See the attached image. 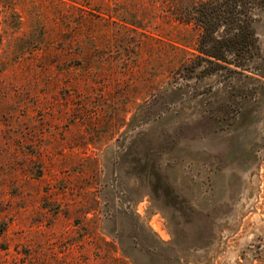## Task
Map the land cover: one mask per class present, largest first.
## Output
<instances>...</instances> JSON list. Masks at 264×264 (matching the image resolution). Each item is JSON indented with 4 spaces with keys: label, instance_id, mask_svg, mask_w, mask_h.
<instances>
[{
    "label": "rangeland",
    "instance_id": "1",
    "mask_svg": "<svg viewBox=\"0 0 264 264\" xmlns=\"http://www.w3.org/2000/svg\"><path fill=\"white\" fill-rule=\"evenodd\" d=\"M198 1L0 0V264H264V7L202 71Z\"/></svg>",
    "mask_w": 264,
    "mask_h": 264
},
{
    "label": "trees",
    "instance_id": "2",
    "mask_svg": "<svg viewBox=\"0 0 264 264\" xmlns=\"http://www.w3.org/2000/svg\"><path fill=\"white\" fill-rule=\"evenodd\" d=\"M261 7L264 0H202L190 7L183 21L193 22L199 31L192 55L205 62L202 71L247 67L257 52L252 24Z\"/></svg>",
    "mask_w": 264,
    "mask_h": 264
}]
</instances>
